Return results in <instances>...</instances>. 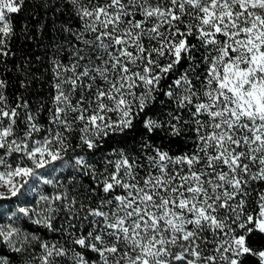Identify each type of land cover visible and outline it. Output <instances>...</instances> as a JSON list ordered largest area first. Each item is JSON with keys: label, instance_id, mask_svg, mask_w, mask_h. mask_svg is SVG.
I'll return each instance as SVG.
<instances>
[{"label": "snow or ice", "instance_id": "obj_1", "mask_svg": "<svg viewBox=\"0 0 264 264\" xmlns=\"http://www.w3.org/2000/svg\"><path fill=\"white\" fill-rule=\"evenodd\" d=\"M27 2L0 0V264H264V0H39L51 29Z\"/></svg>", "mask_w": 264, "mask_h": 264}, {"label": "trees", "instance_id": "obj_2", "mask_svg": "<svg viewBox=\"0 0 264 264\" xmlns=\"http://www.w3.org/2000/svg\"><path fill=\"white\" fill-rule=\"evenodd\" d=\"M39 5V0H28V2L26 3L25 5V11L21 12L19 15H16L15 16V19L19 22V21H23L25 19H29L30 22L35 25L37 23L36 20L34 19H31V17L29 16V13H39L40 15L38 16V19L41 21V22H47L48 23V27L49 29H51L53 26H52V23H51V17H50V14L49 16H44L43 15V9H40L38 7ZM63 21V18H61L60 20H57L56 21V26L58 27L60 25V23H62ZM53 35H56V33L53 31V32H49V33H46L43 40H39V41H32L30 45H25V47H31V52H30V55L33 56V58L36 56V55H40L41 56V59L43 60V55L42 53L44 52V48L42 46H37L38 44L39 45H47L50 40H49V37L50 36H53ZM34 69L36 68H39L40 72L43 73L45 76L47 75V73L45 72V68L42 67L40 64H34L33 65ZM13 76H15V72H13ZM38 91V95L37 94H34L31 99L34 101V107H35V104L39 102V98L43 96V91L42 90H36L34 88V92H37ZM172 147V150L173 151H176L178 148L181 147V145L179 144H172L171 145Z\"/></svg>", "mask_w": 264, "mask_h": 264}]
</instances>
